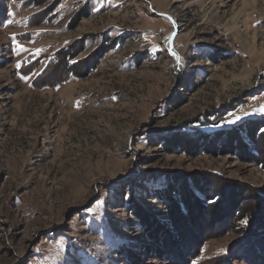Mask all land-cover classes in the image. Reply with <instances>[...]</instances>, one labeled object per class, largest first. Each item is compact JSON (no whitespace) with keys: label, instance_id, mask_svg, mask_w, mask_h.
Here are the masks:
<instances>
[{"label":"rangeland","instance_id":"rangeland-1","mask_svg":"<svg viewBox=\"0 0 264 264\" xmlns=\"http://www.w3.org/2000/svg\"><path fill=\"white\" fill-rule=\"evenodd\" d=\"M261 65L264 0H0V264H264V168L223 144ZM208 173L250 191L204 186L180 234L163 197Z\"/></svg>","mask_w":264,"mask_h":264},{"label":"trees","instance_id":"trees-1","mask_svg":"<svg viewBox=\"0 0 264 264\" xmlns=\"http://www.w3.org/2000/svg\"><path fill=\"white\" fill-rule=\"evenodd\" d=\"M4 3V2H3ZM87 15V9L84 8L81 11H78L76 15L74 16L75 19H79L82 16ZM85 43V39L80 40L79 44ZM74 48V47H73ZM71 48L67 51H61L58 53V56L65 54L67 57L76 56L79 51H81V47L78 50H75ZM85 61L78 62L76 65H73V67H79V65L83 64ZM86 67V66H85ZM247 128V138L248 142L251 145V148L249 149L247 146V142L241 141L236 131L231 130L228 132V141L227 143H223L227 146V148H231L232 146H236V154H238L241 158H243L245 161L257 164L261 168H264V118H258V119H252L247 122V124L243 127V129ZM194 142H192L188 137H184L180 134H176L169 140L168 142L164 143V148L168 153L173 152L175 149L180 148L184 152H189V150L194 148ZM249 149V151H247ZM198 180H194L192 182V186L194 189L199 192L200 195H197L193 193V187H190V190L187 189L186 184H184L180 189H175L171 193H167L166 196L163 197L164 201L166 202L167 211H169V215L171 217V220L169 222L170 226L173 227V229L176 232H180V234H183V231L186 227L185 221L180 216L186 217L187 220L190 218H194L195 216L192 214H201L203 212V215L201 216H209L213 213V211L216 209L217 203L220 201L221 194L218 193L215 196L214 201L211 203H208L207 205L203 204L206 209H202L200 207V201L202 202L201 196H207L208 192L213 191H221L224 188H227L229 191L230 196H232L233 192L241 191L243 189H240L239 187H229L226 185L225 180L216 176L213 173L203 174L202 176H198L196 178ZM183 183L185 180H183ZM181 179L179 182H182ZM223 185V186H222ZM204 186H208L210 188L207 191L204 188ZM227 186V187H226ZM229 187V188H228ZM250 189L243 190L241 193H249ZM195 192V191H194ZM160 193V192H159ZM176 194V197L174 195ZM232 194V195H231ZM247 212L251 213V210L253 209L251 206L252 201L246 202ZM216 205V206H215ZM250 206V207H249ZM136 215L141 219L144 220L147 219L146 216L140 212V210H136ZM190 215L189 217H187ZM144 216V217H143ZM189 218V219H188ZM170 232V231H168ZM170 234V233H169Z\"/></svg>","mask_w":264,"mask_h":264},{"label":"bare ground","instance_id":"bare-ground-1","mask_svg":"<svg viewBox=\"0 0 264 264\" xmlns=\"http://www.w3.org/2000/svg\"><path fill=\"white\" fill-rule=\"evenodd\" d=\"M172 22L173 23H175L176 21H175V18L174 17H172ZM174 26H175V24H174ZM176 29V26L174 27V30ZM173 30V31H174ZM173 31H172V33H170L169 35H167L166 37H165V39H164V44H165V47H166V49H167V51L169 52V54H170V56L174 59V61L176 62V65H177V60H176V58H175V56H177V54L173 51V45H172V43H173ZM172 52H174L175 53V56H173L171 53ZM180 65H181V63H180ZM180 67V66H179ZM264 70V65H261V66H258L257 67V74H261V72ZM171 81L173 82V84L174 83H178L179 82V75H177V74H175V76L171 79ZM217 103H220V100L218 99L217 100Z\"/></svg>","mask_w":264,"mask_h":264},{"label":"snow or ice","instance_id":"snow-or-ice-1","mask_svg":"<svg viewBox=\"0 0 264 264\" xmlns=\"http://www.w3.org/2000/svg\"><path fill=\"white\" fill-rule=\"evenodd\" d=\"M9 15H11V13H9ZM169 19H171V18H169ZM8 23H11V21H8ZM12 39H13V41H15V37H12ZM24 51H27V49L23 48L18 43L15 44V48H14L15 54L19 55L21 52H24ZM38 53H39V50H37V54ZM171 54L173 56H175V53L174 52H172ZM175 58L177 60V67H179L180 66V58L178 56H175ZM73 63H75V61H73ZM20 67H21V65L20 64H17V68L19 69ZM22 79H24L25 81H27L28 77L27 76H24V77H22ZM254 112H258L259 114L264 115V106H261V108L258 109V110H254ZM240 119H241V117L236 116L234 119L226 121V123H228V124H234L237 121H239Z\"/></svg>","mask_w":264,"mask_h":264},{"label":"water","instance_id":"water-1","mask_svg":"<svg viewBox=\"0 0 264 264\" xmlns=\"http://www.w3.org/2000/svg\"><path fill=\"white\" fill-rule=\"evenodd\" d=\"M165 16H167V15H165ZM176 29L173 31V37L176 35Z\"/></svg>","mask_w":264,"mask_h":264}]
</instances>
